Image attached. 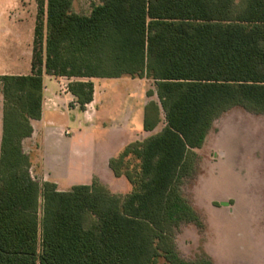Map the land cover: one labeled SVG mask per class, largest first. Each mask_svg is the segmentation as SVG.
Returning <instances> with one entry per match:
<instances>
[{"label":"trees","instance_id":"trees-1","mask_svg":"<svg viewBox=\"0 0 264 264\" xmlns=\"http://www.w3.org/2000/svg\"><path fill=\"white\" fill-rule=\"evenodd\" d=\"M98 1L79 15L71 0H46L31 74L0 77V264H212L205 253L185 260L175 246L182 226L201 227L181 188L218 117L264 114V0ZM43 72L74 79L67 87L80 110L93 97L85 80L154 85L147 94L158 104L145 105L142 130L153 132L161 113L163 128L108 163L126 194L97 180L59 191L32 178L22 141L41 116Z\"/></svg>","mask_w":264,"mask_h":264},{"label":"rangeland","instance_id":"rangeland-1","mask_svg":"<svg viewBox=\"0 0 264 264\" xmlns=\"http://www.w3.org/2000/svg\"><path fill=\"white\" fill-rule=\"evenodd\" d=\"M43 2L38 1V9ZM98 4V0H71V11L89 15ZM85 81L93 84L96 100L88 104V110L107 111L101 115L105 116L102 123L111 118L120 125L117 118L127 117L135 130L142 132L145 105L150 101L158 104L155 94H147L154 91V85L144 79ZM160 120L154 132L164 126L162 113ZM96 137L104 146L103 132ZM98 151L103 152L101 148ZM195 152L199 156L197 173L181 191L199 216L201 227L184 225L176 233L180 256L190 261L205 253L212 264H264V114L240 108L227 111L214 121L204 144ZM39 204L41 207V201Z\"/></svg>","mask_w":264,"mask_h":264},{"label":"crops","instance_id":"crops-1","mask_svg":"<svg viewBox=\"0 0 264 264\" xmlns=\"http://www.w3.org/2000/svg\"><path fill=\"white\" fill-rule=\"evenodd\" d=\"M38 1L0 0V77L31 74ZM43 3L45 12L46 0ZM42 79L41 116L31 121L32 134L22 141L24 153L30 156L32 178L38 182L53 183L59 191L90 185L97 180L111 193L126 194L129 186L124 178L113 176L109 160L126 145L157 133L154 132L156 129L153 132H137L127 117L117 118L120 125L111 118L102 123L100 121L105 116L101 115L107 114V111L91 113L87 108L96 102L95 96L84 110H80L75 98L68 92L67 86L74 79L52 77L44 72ZM106 103L110 104L109 101ZM2 126L0 84V146ZM100 131L105 138L104 146L96 140ZM99 148L103 152L100 153Z\"/></svg>","mask_w":264,"mask_h":264}]
</instances>
